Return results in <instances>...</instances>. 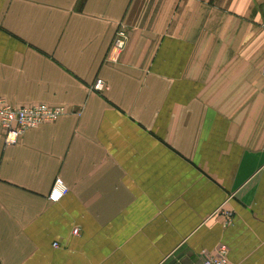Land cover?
Returning a JSON list of instances; mask_svg holds the SVG:
<instances>
[{
  "label": "crops",
  "instance_id": "1",
  "mask_svg": "<svg viewBox=\"0 0 264 264\" xmlns=\"http://www.w3.org/2000/svg\"><path fill=\"white\" fill-rule=\"evenodd\" d=\"M263 71L264 0H0V98L70 111L0 129V264H264Z\"/></svg>",
  "mask_w": 264,
  "mask_h": 264
},
{
  "label": "built area",
  "instance_id": "2",
  "mask_svg": "<svg viewBox=\"0 0 264 264\" xmlns=\"http://www.w3.org/2000/svg\"><path fill=\"white\" fill-rule=\"evenodd\" d=\"M128 35L121 27L116 34L114 43L107 57L109 63H117L126 47ZM264 76V71H263ZM107 89L103 81L98 80L92 87L93 91L103 92ZM70 111L64 106H50L47 104L34 105H12L5 99L0 98V129L4 135L7 147L16 146L25 133L32 129L48 123H55L61 117L69 114ZM68 193V187L64 181L58 178L49 196L53 203L60 202ZM79 229L74 230V235H79ZM57 247V244L55 245ZM203 264H235L229 259V251L222 246L216 255H209L204 258Z\"/></svg>",
  "mask_w": 264,
  "mask_h": 264
}]
</instances>
